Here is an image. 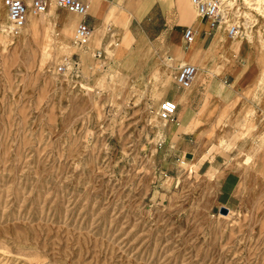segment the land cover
<instances>
[{"label": "rangeland", "instance_id": "rangeland-1", "mask_svg": "<svg viewBox=\"0 0 264 264\" xmlns=\"http://www.w3.org/2000/svg\"><path fill=\"white\" fill-rule=\"evenodd\" d=\"M99 1L116 9L86 46L81 17L68 35L56 18L21 40L27 24L0 17V264H264V173L239 165L264 143V1L223 0L210 40L231 42L238 22L227 50L185 44L191 0ZM187 63L198 73L184 89ZM165 98L200 117V136H176Z\"/></svg>", "mask_w": 264, "mask_h": 264}, {"label": "built area", "instance_id": "built-area-1", "mask_svg": "<svg viewBox=\"0 0 264 264\" xmlns=\"http://www.w3.org/2000/svg\"><path fill=\"white\" fill-rule=\"evenodd\" d=\"M59 7L81 15L83 18L78 22L75 29L74 43L80 46H86L88 40L92 36L93 27L85 19L89 13V3L83 0H56ZM196 6L197 12L201 19L209 22L212 28L218 27L222 22H225L223 0H191ZM7 10V18L9 28L12 32L21 29L27 22L29 14H42L48 8V0H3ZM238 22H229L227 33L230 36L236 35L239 32ZM195 30L192 27H187L183 32V37L186 44H191L195 38ZM98 56L102 54L100 50L96 51ZM65 68L62 66L61 69ZM78 62H73L71 69H77ZM198 68L194 64H184L178 67L176 80L177 83L184 89L192 86ZM179 103L172 98H165L161 101L158 113L164 120H176Z\"/></svg>", "mask_w": 264, "mask_h": 264}, {"label": "bare ground", "instance_id": "bare-ground-1", "mask_svg": "<svg viewBox=\"0 0 264 264\" xmlns=\"http://www.w3.org/2000/svg\"><path fill=\"white\" fill-rule=\"evenodd\" d=\"M55 3H57V1H55ZM51 4H53V2H51ZM115 5L124 6L123 4H119L117 2L115 3ZM5 9H6V7H5L4 3L2 4L0 2V17L4 14ZM115 9L116 8L114 6H111V9L108 12L107 11L105 12L103 6L101 5V2L99 0H97V2L93 4L92 11H94L100 17V19L102 21V19H103L102 17H104V15L106 13L111 14L112 12H114ZM33 15L34 14H31V13L29 14L28 21L26 23L27 25L24 28L23 32H21L17 36L18 39L21 40V39H24L26 37L29 38V37L35 35L37 30H38L40 22L46 21L47 19L52 21L56 18L61 19L63 30L66 33V35H68L72 25L75 23V21H77V17L82 18L81 15L73 13L69 10L68 11H62V12L57 11L53 6L48 8L46 14L42 13L40 15H34V16ZM43 15H46V19L43 18V17H45ZM41 16H43V17H41ZM120 22H121V26L123 27V29L126 30L128 27V24L130 22V17L125 15L120 20ZM199 22H200V19H199L198 23ZM5 26H6L5 22L2 21L1 27L4 29ZM101 31H103V27H102V23L100 22L93 28V32H92V36H91L92 40L90 41L91 43H96V42L100 43L102 41L101 39L103 38V34ZM238 33L239 32H237L236 35H234V36H230L227 33L230 37L234 38V40L226 43L224 41H221L222 40V33H221V30L219 29L217 31V33L215 34V36L212 38V40L210 42L209 49H217L219 47H224V49L227 50L228 46L230 47V44L233 46L237 45L238 42H240L238 40L237 41L235 40V38H238ZM192 43H193V45H192L193 50L200 48V43L195 38H194ZM43 54H45L44 49H43ZM182 61H183V63H186V59L184 56L182 58ZM182 65H184V64H182ZM187 96H188L187 93L185 95H183V97L186 99H187ZM185 115H187V116H185ZM178 119L180 120L181 124L179 126V129L175 133L176 136H179L182 131H186L188 128L190 129L191 132H194L197 136L201 135V132H200L201 127L198 126V124L201 123V119L197 114H195V112H191V111L187 110V108L185 107L183 110L179 111ZM169 129H170V126L167 127V130H169ZM219 135H220L219 137H220L221 141H224L225 140L224 138L228 135H229V137L232 136L231 134H228L227 129H224V128L222 129V131L220 132ZM250 144H252V145L249 148H251V150H253L255 152L256 156L252 157V155L249 154L247 156V158L245 159V162H242L239 165L244 170L247 168H251V166H254L255 170H257L258 172L262 171L264 173V143L261 144L260 147H257L256 145H254L253 142H250ZM251 157H252V159H251Z\"/></svg>", "mask_w": 264, "mask_h": 264}, {"label": "crops", "instance_id": "crops-1", "mask_svg": "<svg viewBox=\"0 0 264 264\" xmlns=\"http://www.w3.org/2000/svg\"><path fill=\"white\" fill-rule=\"evenodd\" d=\"M83 1H86V2H88V3H92V4H94V3H96L97 2V0H83ZM124 1H129V0H124ZM117 3H119V4H123V3H120V2H117ZM125 3L126 2H124V5H125ZM126 6V5H125ZM137 13H139V11H138V7H137ZM89 14H92V15H94L95 14V12L94 11H92L91 13H88V15ZM88 15L85 17V19L87 20V18H88ZM83 18V17H82ZM81 18V19H82ZM80 19V20H81ZM79 20V21H80ZM101 22V19L99 18L98 20H96L95 21V25H97L98 23H100ZM183 24L182 25H179V26H177V29L179 30V31H181V28H183ZM194 30H195V37L197 38V40H198V42H202V46H203V48L205 47L204 45L207 43V42H211V40H210V37H211V33H212V27L210 26V24H209V22L208 21H206L205 19H201L200 18V22L198 23V24H196L195 26H194ZM183 31V30H182ZM186 44V43H185ZM192 44V43H191ZM190 44V45H191ZM179 58H181V57H179ZM189 60H191V59H189ZM178 111H180V103H179V109H178ZM178 113V117H179V112H177ZM186 114V113H185ZM185 116H187V115H185ZM177 131V130H176ZM176 133V132H175ZM171 138H173V134H172V136H171ZM234 187H235V183L233 184V182H231L229 179H226L224 182H223V188H224V190L226 191V192H229V191H232L233 189H234Z\"/></svg>", "mask_w": 264, "mask_h": 264}, {"label": "water", "instance_id": "water-1", "mask_svg": "<svg viewBox=\"0 0 264 264\" xmlns=\"http://www.w3.org/2000/svg\"><path fill=\"white\" fill-rule=\"evenodd\" d=\"M221 210H222L223 212H226V211H227V208H226V207H222Z\"/></svg>", "mask_w": 264, "mask_h": 264}]
</instances>
